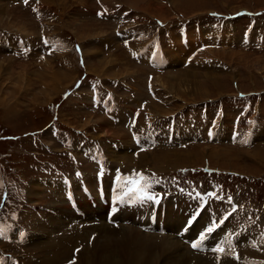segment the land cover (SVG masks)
I'll list each match as a JSON object with an SVG mask.
<instances>
[{
  "label": "rangeland",
  "instance_id": "rangeland-1",
  "mask_svg": "<svg viewBox=\"0 0 264 264\" xmlns=\"http://www.w3.org/2000/svg\"><path fill=\"white\" fill-rule=\"evenodd\" d=\"M129 1L30 0L23 7L13 0H0V41L21 35L29 38L27 41L32 49H39L42 46L39 45L40 39L46 37L47 45L44 46L48 47L47 50L51 48L48 51L51 56L33 55L28 59L2 55L0 51V64L3 66L0 69V200L4 205L0 209V213L4 210L0 215V229L16 241L0 242V264H63L66 258L76 257L75 249L68 248L69 243L64 239H61L63 244L58 241L61 236L59 231L54 234L58 238H53V233L48 237L36 228L39 216L47 211L43 206L48 208L56 195L44 186L43 179L34 176H40L45 171L51 158L69 166L68 160L74 162L73 154L84 168L88 167L93 172L94 162L79 153L84 142L90 141L95 147L103 149L102 152L96 150V162L103 159L101 165L106 169L109 167L111 172L118 168L122 175L134 172L136 176L144 177L151 191H175L179 179L183 182L201 179L207 187L210 181L218 182L227 194L226 199L230 194L240 206H246L234 209L230 205L232 216H242L241 221L247 227L250 222L252 227L247 229L257 231V234H249L258 235V241L254 245L242 244V250L236 251L233 243L241 242L233 241L225 234L235 231L232 227L247 234L248 230L240 223L242 226L236 225L230 217L231 213L225 211L218 223L221 224L230 215L231 227L223 233H216L209 244L218 242L213 248L233 251V257L239 253L246 254L242 260L231 258L230 264H264V0ZM35 16H39L38 21ZM216 22H231L234 35L219 46L210 43L207 49L201 47L204 43L202 39L196 40L201 35L193 33L196 28L188 30L184 27ZM114 29L132 35L134 49L157 41L160 32L163 34L166 30L168 42L169 36H173L170 49H164L168 59L166 67L163 70L149 69L143 62L137 63L130 56L128 58L113 34ZM184 29L188 31L183 32ZM245 29L249 30L246 42L241 36ZM159 37V44L164 47L167 37L161 34ZM180 39H184V44ZM208 40L225 39L216 32L213 38L207 35L204 41ZM196 43L198 48L194 45ZM194 50L199 65H191L189 57ZM151 56L154 57L151 62L158 64L154 51ZM185 63L188 65L183 66ZM149 74L153 82L151 93L146 91ZM115 78L128 81L132 88L129 94L116 88L115 92L107 93L110 104L118 100L117 107L120 105V111L129 108L128 115L139 104L141 114H138L136 129L144 134L140 138L147 137V131H152L158 138L137 144L134 140L137 136L128 132L123 113L113 119L109 114L116 109L105 110L98 103L94 106L90 92L92 80L112 91L107 82ZM239 92L253 95L248 101L258 107L257 115L243 116L241 107L231 106L230 97ZM256 93L260 97H255ZM221 101L224 106H220ZM210 102L219 103V107L217 103ZM194 117L200 119L196 123L201 126L212 122L219 124L216 129L207 131L212 140L219 142L210 141L202 133L192 138V131L187 129L186 123ZM234 123L236 134H240L237 140L243 139L249 132L254 136L251 144L223 142L224 132L219 127L230 131ZM170 124L175 127L170 135L172 141L166 138L169 137L166 136L168 132L166 137H162ZM173 137L180 139L173 140ZM65 142L70 145H64ZM120 158L125 162H120ZM111 172L103 173L110 183ZM86 173L91 172H85L79 179L73 178V185H86L85 180L94 184V175L99 174H92V180H89ZM17 176L19 178L15 179ZM33 182H41V187L38 194L30 197L27 189ZM55 183L56 180H46L45 185L53 187ZM129 183L126 184L133 185ZM64 184L63 180V187ZM186 193L188 197L192 194L181 191L149 201L161 207L162 200H169L161 214L148 212L154 217L143 214L137 220L139 224L131 220L126 225L155 239L158 237L156 234L172 235L179 228L182 231L186 218L192 212L187 207L193 204ZM199 197L196 195V199ZM85 201L88 200L80 198L77 203L82 205ZM217 201L223 202V199ZM227 201L229 203L226 200L225 204ZM33 203L37 204L30 205ZM121 206L127 208L128 205ZM89 207L96 206L86 204L83 217L88 218V212L104 214L106 208L102 212ZM254 208H258L255 211L259 224L254 219H247ZM170 210L178 211L177 217L171 216L167 223L165 218L170 215ZM70 212H73L71 207ZM122 215L120 212L118 219ZM145 220L153 221V228L158 232L151 230ZM200 223L196 222L193 229L188 231V228L186 232H195ZM21 225L26 234L23 231V235L20 232L17 234Z\"/></svg>",
  "mask_w": 264,
  "mask_h": 264
},
{
  "label": "bare ground",
  "instance_id": "bare-ground-1",
  "mask_svg": "<svg viewBox=\"0 0 264 264\" xmlns=\"http://www.w3.org/2000/svg\"><path fill=\"white\" fill-rule=\"evenodd\" d=\"M129 2L132 1L130 0ZM224 39L226 38L224 37ZM183 40L180 39L182 44H184ZM149 57H150V61L154 59V57H152L151 55H149ZM2 67L3 66L0 64V69ZM193 77H196V75H193ZM139 158L136 157V159L138 160ZM160 158L162 159L161 156ZM129 159L131 160V157H129ZM129 159L128 161H130ZM157 160H159V158ZM169 160L171 161V159ZM119 161L123 162L121 161V158L119 159ZM108 172L111 171L107 170V172L105 171L103 173H108ZM94 173L97 172L93 171L91 173H86L89 180H92L91 175ZM111 173L112 176L110 180L114 181V187L117 190L119 189V191L122 194L127 192L128 195H130L128 197V200H130V198L133 199L137 198L135 201L140 202V209L142 208V202L146 203L149 201H154V200L156 201L158 198H160V197H156L153 193H149L146 190V188H144L142 183H140L137 177L130 175L131 178H129L125 175H121L119 172L116 171H112ZM64 181L65 184L63 189L69 190L68 187L69 184L67 180L65 179ZM85 182L89 188L91 189L94 188L93 182H88L86 180ZM128 182H130L129 185H131L132 183L133 185L128 186V184H126ZM134 184H137V186L135 187ZM40 187H41V182L38 183L33 182V184H30L29 188L27 189L28 195L30 197L35 196L36 194L39 193ZM49 188L51 192H53L56 195V198L53 201V203L48 206L47 211L44 214H41V216H39V221L37 222L36 228L38 230L40 229L42 233L46 234L45 236L48 235V237L50 236L51 233H53L52 235H54L59 231L58 233L59 234L61 233V236L58 239V241L62 243L61 239H64L66 243H69L70 247L68 248L73 247V250L75 249L76 257H72L74 259L66 258L64 264H230L231 257L234 256L233 251H228L227 249H224L221 253L215 252L214 251L215 248L213 247L218 242L209 244L212 238L213 239L215 238L216 233L219 232L223 233L226 229L231 227V222L229 221L230 215L221 224L218 223V220L221 218V216L226 210L225 208L226 204L223 202L216 201L213 202L212 204L208 203V204L200 205V197L196 199V195L193 194H191V196L188 197V193H186L188 199H190L191 201L193 200V204L187 207L188 209H192V212L186 218L187 220L185 219L187 223L185 224L184 229L181 231L179 228V230L177 232H174L172 235L156 234L158 235V237L157 239H155L148 233L141 234V232L138 231L137 229H132L131 227L127 226L126 224H128V222L123 223V220L125 218L131 217V212L130 213L128 212L129 211L128 208L122 206H119L117 208V212L113 214L114 215L113 217L117 218L118 220L117 224L115 225L106 223L102 218L103 216L102 213L98 215L101 221L96 223L91 218V215L94 214L93 212H88V218L76 215L74 212L72 213L70 212L69 204L62 196L63 194H60L62 188L57 180L55 185ZM76 192L79 195H81V198H84L82 194L79 192V190ZM168 202H169L168 199L162 200L161 209L163 211L165 210L164 205ZM88 203L89 201H85L80 206L84 207ZM104 208L105 206L100 204H97L95 208L89 207V209H99L102 212ZM52 209H54L53 210L55 211L54 213L51 212ZM206 209H208V211ZM120 212H122L123 215L120 216L121 217L120 219H118V215ZM177 212L178 211L170 210V215L166 216L165 222L168 223V220L171 219V216L177 217ZM148 216H153V215L148 214ZM198 221L201 222L199 229L195 230V232L193 233L191 232L187 233L186 230L188 228H189L188 231L192 230L193 226ZM144 223H146V225L154 232H158L153 228L154 223L148 224V220H145ZM209 227H213V231L210 233L207 232V229ZM233 228L235 231L233 232L228 231L225 235H227L226 237L231 238L233 241L241 242V245L242 244L254 245L255 243L253 244V241L255 242V240H258V235L252 236L249 234V232L247 234L245 230L244 233L239 229H237V227H232V229ZM202 233L205 234V238L203 240H200V236ZM57 236L58 235H54L53 238ZM208 236L209 238H207ZM50 238L52 239V237ZM188 240L189 242H187ZM208 240L209 242L207 244L206 241ZM197 241H199V243L207 244L208 248L202 250V249L189 247L190 242L191 244H193L194 242Z\"/></svg>",
  "mask_w": 264,
  "mask_h": 264
},
{
  "label": "snow or ice",
  "instance_id": "snow-or-ice-1",
  "mask_svg": "<svg viewBox=\"0 0 264 264\" xmlns=\"http://www.w3.org/2000/svg\"><path fill=\"white\" fill-rule=\"evenodd\" d=\"M25 3H27V0H25ZM141 178H143V177H141ZM139 190V189H138ZM214 195V194H213ZM223 221H221V223H222ZM213 231V227H209L208 229H207V232L208 233H210V232H212ZM205 238V234L204 233H202L201 234V236H200V240H203ZM199 246V241H197V242H194L193 244H192V247H198ZM214 251H223V249L222 248H219V247H217L216 249H214Z\"/></svg>",
  "mask_w": 264,
  "mask_h": 264
},
{
  "label": "crops",
  "instance_id": "crops-1",
  "mask_svg": "<svg viewBox=\"0 0 264 264\" xmlns=\"http://www.w3.org/2000/svg\"><path fill=\"white\" fill-rule=\"evenodd\" d=\"M194 45H195V47H196V48H198V46H199V44H198V43H196V44H194Z\"/></svg>",
  "mask_w": 264,
  "mask_h": 264
}]
</instances>
